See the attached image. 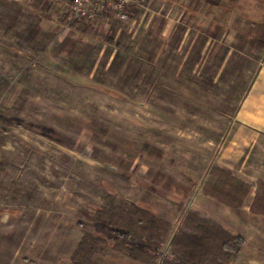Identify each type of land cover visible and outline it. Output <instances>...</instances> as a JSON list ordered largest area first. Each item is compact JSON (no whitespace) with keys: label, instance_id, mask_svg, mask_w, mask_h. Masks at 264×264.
Masks as SVG:
<instances>
[{"label":"rangeland","instance_id":"obj_1","mask_svg":"<svg viewBox=\"0 0 264 264\" xmlns=\"http://www.w3.org/2000/svg\"><path fill=\"white\" fill-rule=\"evenodd\" d=\"M157 1L126 23L73 28L63 0H0V114L15 122L0 156V264H72L84 234H107L94 217L109 193L171 222L157 264L191 209L247 240L239 261L264 264V218L250 213L264 135L245 138L236 119L264 34L236 22L223 45L165 38L180 15ZM215 164L250 183L245 206L204 195ZM98 261L139 264L111 249Z\"/></svg>","mask_w":264,"mask_h":264},{"label":"trees","instance_id":"obj_2","mask_svg":"<svg viewBox=\"0 0 264 264\" xmlns=\"http://www.w3.org/2000/svg\"><path fill=\"white\" fill-rule=\"evenodd\" d=\"M65 1L67 4L71 2ZM62 22L66 25L64 18ZM77 25L79 23L69 26L75 28ZM13 126V119L0 114V156L4 138L11 135ZM250 190V183L231 169L215 164L208 173L203 192L221 204L241 208L248 203ZM250 213L264 218L262 180L258 182ZM94 224L107 234H84L70 258L72 264H100L98 256L107 249L120 252L139 264H157L172 227L171 222L155 210L140 203L118 202L114 193H109L105 205L97 208ZM246 244L242 235L234 233L217 219L191 209L161 264H233Z\"/></svg>","mask_w":264,"mask_h":264},{"label":"crops","instance_id":"obj_3","mask_svg":"<svg viewBox=\"0 0 264 264\" xmlns=\"http://www.w3.org/2000/svg\"><path fill=\"white\" fill-rule=\"evenodd\" d=\"M6 1L29 5L40 0ZM63 1L67 4L65 0ZM152 1L154 0H140L139 5L134 8V15L142 7L143 3L150 4ZM158 1L159 3L155 5L158 6L159 11L166 13L167 18H169L167 13L176 12L180 15L174 23L167 24L165 38H170L175 34V37L182 38V43L223 45L232 40L233 31H236V22H239L240 27H255L259 35L264 34V0ZM50 7L45 12L40 13V16L43 18L48 16L52 10V7ZM20 11L21 14L24 13V11ZM64 16L65 13L62 18ZM32 17L30 15V18ZM28 25L30 26L31 23ZM248 36L250 35L248 34ZM236 119L245 131V138L248 139L253 135H256V137L264 135V65L259 68L256 78L241 102ZM220 165L233 171V165ZM239 258L233 264L241 262L243 264L245 262V264H255L254 262H257L254 260L245 261V259L239 261Z\"/></svg>","mask_w":264,"mask_h":264},{"label":"built area","instance_id":"obj_4","mask_svg":"<svg viewBox=\"0 0 264 264\" xmlns=\"http://www.w3.org/2000/svg\"><path fill=\"white\" fill-rule=\"evenodd\" d=\"M139 2L140 0H71L64 20L67 26L72 23L89 25L106 17L126 23Z\"/></svg>","mask_w":264,"mask_h":264}]
</instances>
